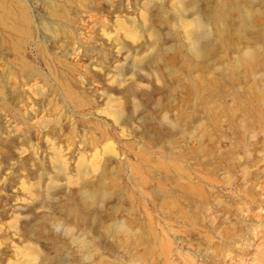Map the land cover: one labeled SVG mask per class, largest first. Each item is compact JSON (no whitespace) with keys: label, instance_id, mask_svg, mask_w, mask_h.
<instances>
[{"label":"rangeland","instance_id":"rangeland-1","mask_svg":"<svg viewBox=\"0 0 264 264\" xmlns=\"http://www.w3.org/2000/svg\"><path fill=\"white\" fill-rule=\"evenodd\" d=\"M105 1L0 18V264H264V0H231L199 59L169 0Z\"/></svg>","mask_w":264,"mask_h":264},{"label":"bare ground","instance_id":"bare-ground-1","mask_svg":"<svg viewBox=\"0 0 264 264\" xmlns=\"http://www.w3.org/2000/svg\"><path fill=\"white\" fill-rule=\"evenodd\" d=\"M66 1V0H65ZM71 1H75L79 6H84V2L85 0H71ZM104 1V0H103ZM107 1V0H106ZM105 1V2H106ZM214 0H169V4L167 7L170 8V10L176 12L178 14V17L177 18L179 21V27L181 29V32L183 34V36L189 41V46H190V51L191 53L196 57V58H201V56L205 55L206 52H205V49L207 48L205 45V43L202 41V38L204 36H207V35H211L214 30H216L215 28V25L217 24L218 26H220V30L219 32L221 34H224L225 33V30L226 28L229 26L228 22L229 20L232 18L231 16V12L232 10L236 9L237 6H234L231 4V0H217V4L219 5L218 7H220L217 12H216V16H215V22L213 23L212 22V17L210 16V8H211V3L213 2ZM43 2V1H42ZM41 2V4H43ZM111 2V1H110ZM113 2V0H112ZM115 2V0H114ZM28 0H0V18L3 19L5 22H7L8 26L14 30H17L20 34H23V33H26V34H29L30 31H29V22L32 20L31 18V11L32 10H36V11H41L38 6V3L35 2V5H29L28 4ZM67 3V2H66ZM34 4V3H33ZM48 5L52 10V13L56 16H61V17H65L63 16V14H65L64 10L60 9V7L64 6L63 4V0H47V2L45 3V5ZM44 5V6H45ZM112 6L114 4H111ZM162 5V4H161ZM69 6V5H68ZM154 6V5H153ZM159 6V5H158ZM163 6V5H162ZM213 6V5H212ZM245 6V5H244ZM87 7V6H86ZM116 7V6H115ZM113 7V8H115ZM160 7V6H159ZM246 7V6H245ZM32 8V10H31ZM80 8V7H79ZM48 9V7H47ZM64 9V8H63ZM43 10V9H42ZM68 10V9H67ZM233 10V11H234ZM79 11V10H78ZM77 11V12H78ZM87 11V10H86ZM187 11H194V14H196L195 16H193L192 18H189L188 16H185L184 14L187 13ZM214 11V10H213ZM261 10H259L260 12ZM37 12V13H38ZM42 12V11H41ZM46 12V11H45ZM44 12V13H45ZM70 12V11H69ZM249 12V10H248ZM258 12V13H259ZM262 13V12H261ZM193 14V15H194ZM39 15V13H38ZM35 15H33L34 17ZM81 16V15H80ZM83 16V15H82ZM85 16V15H84ZM87 16V15H86ZM12 17H14V19L12 20ZM43 17V16H41ZM54 17V16H53ZM142 22H143V27L144 26H148L150 24H152V21L154 20L153 17H154V14H151L149 12H142ZM52 18V17H51ZM87 17H85L84 19L86 20ZM41 19V18H40ZM43 20V19H41ZM57 20H61V19H57ZM64 20V19H63ZM71 20V19H70ZM89 21V20H88ZM151 21V22H150ZM35 22V21H34ZM63 22V21H62ZM66 22V20H65ZM73 22V21H72ZM78 22V21H77ZM82 22V21H81ZM121 22V21H120ZM125 21H122L121 23H123ZM70 23V22H69ZM84 23V22H83ZM252 23V22H251ZM41 24V22H40ZM66 24V23H65ZM39 25V24H38ZM37 25V26H38ZM69 25V24H68ZM88 25V23H87ZM86 25V26H87ZM75 26V25H74ZM123 28H121L123 30V34H124V37L127 38V39H130L132 41H136L138 38H140V36L142 35V29H138L136 27H133L131 25H128V24H123ZM135 26V25H134ZM255 24L253 23L252 24V27H254ZM40 27V26H39ZM64 27V26H63ZM66 27V26H65ZM71 27V26H70ZM80 27V25H79ZM78 27V28H79ZM68 28V27H67ZM82 28H84L82 26ZM142 28V27H141ZM231 28V27H230ZM38 29V28H37ZM65 29V28H64ZM81 29V28H80ZM39 30V29H38ZM152 31V29H151ZM150 31V32H151ZM153 32V31H152ZM150 33V36L153 35V33ZM219 33V34H220ZM39 34V33H37ZM40 35V34H39ZM37 35V36H39ZM41 37V36H40ZM117 39H119L120 37H116ZM37 39V38H36ZM116 39V40H117ZM7 47V46H6ZM56 47V46H55ZM59 47V46H58ZM59 49V48H58ZM75 49V48H74ZM55 50V49H54ZM57 51V50H56ZM72 51V49H71ZM51 52V51H50ZM75 52V50H74ZM52 53V52H51ZM9 54V52H8ZM54 54V53H52ZM65 54V53H64ZM68 55V51L66 53ZM73 54V53H72ZM71 54V55H72ZM75 54H80V53H75ZM10 55V54H9ZM74 55V54H73ZM252 53L250 54L249 53V56H251ZM8 56V55H7ZM66 57V56H65ZM69 57V56H68ZM67 57V58H68ZM76 57V56H75ZM81 58V56H79ZM78 57V59H80ZM7 59L9 57H6ZM71 58V57H70ZM6 59V60H7ZM69 59V58H68ZM72 59L73 56H72ZM84 59V58H83ZM82 59V60H83ZM9 60V59H8ZM7 60V61H8ZM176 60V59H175ZM252 60V59H251ZM78 62V60H75ZM80 61V60H79ZM87 61V60H86ZM171 61V60H169ZM177 61V60H176ZM71 62V61H70ZM74 62V61H73ZM11 64V63H10ZM20 65L22 67V69L24 71H26L25 69L29 67V64L28 62L23 58L22 60H20ZM73 65V64H72ZM76 65V64H74ZM9 68V67H8ZM11 70V69H10ZM13 71V70H12ZM100 71V70H98ZM29 73V72H28ZM98 73V72H97ZM14 74V73H13ZM102 74V77H103V82L104 84L108 85V84H112L115 82V80H112L111 78L107 77L105 73H102L100 71V74ZM22 75V72L21 74ZM14 77V76H13ZM32 79V78H31ZM21 80H23L22 76H21ZM89 80V79H88ZM30 80L26 81L24 80V82H29ZM85 82V81H84ZM124 82L125 80L124 79H121L120 81H118V86H119V91L123 94V92L125 91L124 90ZM126 83V82H125ZM13 84V83H12ZM87 84V81L86 83ZM93 84V83H92ZM37 85V84H36ZM89 85V84H88ZM11 86V85H10ZM22 86V85H20ZM39 86V85H37ZM29 87V85H28ZM36 87V86H35ZM34 87V89H35ZM92 87V85H91ZM95 87V86H94ZM10 88V87H9ZM37 88V87H36ZM30 89V88H29ZM13 90V89H12ZM38 90V88H37ZM29 91V90H28ZM34 91V90H33ZM36 91V90H35ZM42 91V89H41ZM40 90H38L37 92L35 93H38L39 92L41 93ZM8 92V91H7ZM18 92V91H16ZM31 93V91H29ZM14 93V92H13ZM12 94V93H11ZM10 94V96H11ZM20 94V93H19ZM24 94V92H23ZM32 94V93H31ZM21 95V94H20ZM25 95V94H24ZM0 96H3L4 97V101L5 103L7 104H13V99H11L13 96L16 98L15 94L12 95V97H5V86L3 84H0ZM13 97V98H14ZM21 97V96H19ZM33 97V96H32ZM123 97H118L116 99V103L113 105V108H112V115L114 117H118L122 114H124V111H125V102L122 100ZM18 99V98H17ZM16 99V100H17ZM22 99V100H21ZM19 101L22 102L23 100L26 99V97L21 98ZM35 99V98H34ZM33 99V100H34ZM15 101V99H14ZM18 101V100H17ZM37 101V100H35ZM26 102V100H25ZM37 103V102H36ZM35 103V104H36ZM25 105H29V103H25ZM37 110V109H36ZM3 136V135H2ZM10 133L7 134V136L5 137L4 136V142L5 141H9L10 139ZM15 136V135H14ZM1 137V136H0ZM15 138V137H14ZM3 139V138H2ZM18 140V139H17ZM7 144L9 142H6ZM3 144V143H2ZM21 152V151H20ZM59 153V151H58ZM57 153V154H58ZM61 153V152H60ZM22 154V153H21ZM62 154H59V165L58 167L61 169V170H67V165H66V162L64 159H62L61 157ZM57 157V156H56ZM100 167V164L97 160L93 159L91 161H89L86 165H84L83 167L79 168L77 171V174L76 175H71L70 176V180L73 179V181L79 183L78 181L81 179V175L84 174L86 176L90 175V174H93L95 173ZM69 176V175H68ZM69 180V181H70ZM72 181V180H71ZM70 181V182H71Z\"/></svg>","mask_w":264,"mask_h":264}]
</instances>
